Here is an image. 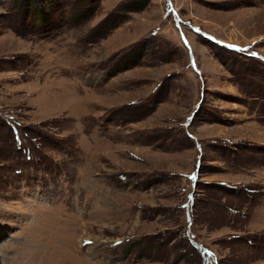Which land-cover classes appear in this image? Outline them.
<instances>
[{
  "label": "rangeland",
  "instance_id": "rangeland-1",
  "mask_svg": "<svg viewBox=\"0 0 264 264\" xmlns=\"http://www.w3.org/2000/svg\"><path fill=\"white\" fill-rule=\"evenodd\" d=\"M0 264H264V0H0Z\"/></svg>",
  "mask_w": 264,
  "mask_h": 264
},
{
  "label": "trees",
  "instance_id": "trees-1",
  "mask_svg": "<svg viewBox=\"0 0 264 264\" xmlns=\"http://www.w3.org/2000/svg\"><path fill=\"white\" fill-rule=\"evenodd\" d=\"M31 1V0H30ZM34 1V0H33Z\"/></svg>",
  "mask_w": 264,
  "mask_h": 264
}]
</instances>
